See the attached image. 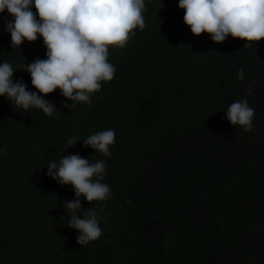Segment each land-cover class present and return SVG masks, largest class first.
<instances>
[{
    "label": "trees",
    "instance_id": "16d2710c",
    "mask_svg": "<svg viewBox=\"0 0 264 264\" xmlns=\"http://www.w3.org/2000/svg\"><path fill=\"white\" fill-rule=\"evenodd\" d=\"M177 5L145 0L144 27L109 46L114 73L90 103L56 89L44 99L58 112L45 115L0 97V264H264V39L244 47L193 36ZM44 58L41 37L13 47L0 19V62L13 81L36 91L23 66ZM241 99L254 109L248 132L224 116ZM108 128L110 156L83 146ZM69 154L104 160L111 189L104 201L80 197L101 229L85 245L63 206L71 186L46 175Z\"/></svg>",
    "mask_w": 264,
    "mask_h": 264
},
{
    "label": "clouds",
    "instance_id": "9594fccd",
    "mask_svg": "<svg viewBox=\"0 0 264 264\" xmlns=\"http://www.w3.org/2000/svg\"><path fill=\"white\" fill-rule=\"evenodd\" d=\"M177 7L183 10V24L193 36L205 33L214 43L231 36L246 41L244 47L264 39V0H178ZM144 9L145 0H0V13L6 10L13 17L11 21L0 17L11 45L18 47L39 36L45 48L44 59L23 66L36 91H29L22 80L13 81L12 66L0 62V97L21 112L34 108L45 115L58 112L52 101L44 99L56 89L69 101L90 103L100 82L112 79L109 46L122 48L134 35L133 29L144 27ZM236 77L242 79V70H237ZM246 91L251 94L250 88ZM253 113L254 109L241 99L229 104L224 116L230 125L248 132L252 130ZM114 135L108 128L86 137L82 144L108 157ZM76 143L75 137L67 140L69 146ZM46 169V175L59 185L72 188L74 198L63 206L70 212L68 227L78 233L76 243L95 241L101 235L97 214L92 208L81 210L80 197L88 203L109 197L110 187L101 182L104 160L90 162L78 154L61 155L58 161H49Z\"/></svg>",
    "mask_w": 264,
    "mask_h": 264
}]
</instances>
